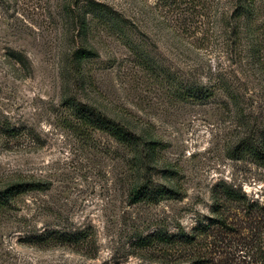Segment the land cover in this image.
<instances>
[{"label":"rangeland","instance_id":"1","mask_svg":"<svg viewBox=\"0 0 264 264\" xmlns=\"http://www.w3.org/2000/svg\"><path fill=\"white\" fill-rule=\"evenodd\" d=\"M234 10L235 0H0V190L48 184L0 206V264H192L203 255L254 264L264 255V165L239 150L264 127V71L233 38ZM80 47L98 55L80 63ZM217 77L241 88L249 116L221 91L176 95ZM67 98L151 133L159 146L149 167L135 174L130 150L82 125ZM146 178L178 193L130 202L131 185ZM224 183L245 200L222 198L216 211ZM220 218L226 226L196 243H142ZM55 232L82 237L62 243Z\"/></svg>","mask_w":264,"mask_h":264},{"label":"trees","instance_id":"2","mask_svg":"<svg viewBox=\"0 0 264 264\" xmlns=\"http://www.w3.org/2000/svg\"><path fill=\"white\" fill-rule=\"evenodd\" d=\"M92 6L98 5L92 3ZM264 0H235V10L232 13L233 38L239 43H246L248 46V57L256 70L264 71V23L259 21L264 19ZM81 30L87 31L89 25L81 21ZM246 41V42H244ZM98 52L93 48L80 47L74 53V58L78 62H83L96 57ZM225 94L236 107V113L242 117L248 115L247 108L242 104L244 93L239 86H232L224 77H217L214 82L186 85L184 90H178L177 96L183 100L203 101L214 97L217 92ZM65 104L72 110L75 118L84 126L94 129H101L111 134L118 142L126 146L131 153L129 162L131 168L139 174L141 167H149V162L155 158L158 140L151 133L138 134L129 126L120 124L107 116L102 110L93 105L67 98ZM249 116V115H248ZM247 125V124H246ZM256 127V128H255ZM239 150L242 153L249 152L264 165V127L254 126L253 130L240 141ZM48 189V184L42 181H21L7 186L3 191L0 190V206L8 205L12 199L19 194L27 193L33 190ZM178 190L172 188H155L151 180L146 178L141 182L134 181L129 189V200L132 203H138L143 200L155 201L164 195L177 194ZM243 202L244 195L236 188L223 184L222 189L216 191V207L219 211L222 207L221 199ZM225 219H219L209 225L200 226L192 235L182 234L179 236L158 233L152 237L142 239L144 246L152 245L155 242H164L167 244H185L189 245L200 241L201 236H210V228L213 226H226ZM81 233H62L55 232L52 239H57L62 243H73L81 240ZM46 239L44 236H36L35 241ZM192 264H218L216 257L207 255L194 258ZM254 264H264V255L255 258Z\"/></svg>","mask_w":264,"mask_h":264}]
</instances>
